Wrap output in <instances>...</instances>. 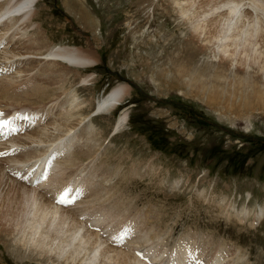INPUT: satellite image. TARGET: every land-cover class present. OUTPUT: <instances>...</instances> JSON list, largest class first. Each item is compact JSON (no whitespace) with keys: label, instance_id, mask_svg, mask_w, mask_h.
<instances>
[{"label":"rangeland","instance_id":"rangeland-1","mask_svg":"<svg viewBox=\"0 0 264 264\" xmlns=\"http://www.w3.org/2000/svg\"><path fill=\"white\" fill-rule=\"evenodd\" d=\"M184 1L38 0L36 15L28 30H21V35L14 33L10 43L0 49V64H4L11 60L8 57L13 54V48L36 42V49L29 50L31 53L17 56L29 60L21 63L20 69H33L27 74L13 70L0 79L22 81L24 85L35 76L32 85L45 89L50 86L45 91H55L43 102L26 104L32 108L54 106L57 110L50 122L39 127L44 136L57 135L67 126L71 127L62 138L39 146L31 142L29 145L33 146L35 155L66 137H74L72 130H76V147L72 151L63 150L66 156L55 165L52 160L50 164L39 163L42 169L51 171L54 179H67L68 182L57 183L58 188L66 183L73 188L70 178L79 181L81 175L88 177L82 184L86 193L89 191L87 197L78 205L61 208L82 224L83 232H98V240L105 249L100 248L101 256L96 264H102L103 251L110 246L141 260L135 251L154 245L159 248L157 252L150 246L144 249L149 257H158L143 261L152 264L182 239H190L189 244H196L203 255L212 252L203 264L205 261L264 264V217L255 223L253 218V214L264 207V40L261 39L264 0H192L196 2L193 6L189 3L191 0ZM226 1L238 2L237 9L242 15L250 13L247 21H241L248 23L243 29L253 34L252 38L256 37L253 41L247 35L251 42L257 43L260 53L259 50L249 51L246 59L239 46L234 55L237 60L246 61L249 67L231 62L227 53L225 56L218 50L215 39L209 42L206 38L209 34L205 33L216 28L215 25L221 28L212 18H217V11L224 14L227 7L215 12L212 8ZM187 2L189 5L185 6ZM256 3L263 4L261 10ZM192 13L206 14V18L203 14L194 17ZM198 21L206 31L202 32L204 35L198 36L200 27L193 29ZM19 23L14 32L18 25L22 26ZM254 28H257L256 33L251 32ZM51 45H71L85 50L94 54L97 63L83 71L63 61L52 62L43 54ZM248 47L251 48L247 42ZM63 69L70 70L66 81L56 74ZM50 79L53 84L49 83ZM118 84L129 88L122 106L107 114L111 111L106 110L108 101L97 109L105 115L90 118L95 101ZM23 87L30 88L27 84ZM114 105L121 103L112 102L111 109ZM11 106L5 108L12 111L19 107ZM122 108L126 109L128 119L115 132ZM89 118L93 122L91 128ZM55 123L59 124V130L53 128ZM18 150L14 151L16 156L24 151ZM35 157L33 159H39ZM33 159L27 163H32ZM7 168L0 171V209L7 202L4 193L9 189L8 184L19 182L7 174ZM51 176L44 185L49 193L55 188L50 184L53 183ZM28 188L34 190L37 197L44 191ZM60 194L71 197L72 190H59L53 198ZM78 206L84 211L78 213ZM245 209L252 215L246 216ZM94 217L101 218V222L94 223ZM114 222L129 225L127 240L110 239L103 232V226ZM1 232L0 264H72L55 252L40 257L34 248L23 246L17 234L12 237ZM188 251L189 248L176 245L171 251L176 252V257L169 252L166 261L170 263H163L171 264L176 260L185 264ZM80 260L77 259L78 264Z\"/></svg>","mask_w":264,"mask_h":264},{"label":"bare ground","instance_id":"bare-ground-1","mask_svg":"<svg viewBox=\"0 0 264 264\" xmlns=\"http://www.w3.org/2000/svg\"><path fill=\"white\" fill-rule=\"evenodd\" d=\"M37 1L38 0H0V39H2L4 36H6L10 31H12V28L16 27L17 26L16 24H18L19 22H21L22 26L20 27L19 26L20 23H19L18 30H17V32H15L16 34L18 33L21 35L22 34L21 30L24 31L25 29H27L29 27L32 19L36 15L35 5H36ZM194 1L191 0V2H189V3L192 4ZM188 2H187V4H185V6L189 5ZM194 3H196V2H194ZM237 3L232 4V2L226 1L222 5L219 4L220 6L219 5L217 6V4L214 5L215 8H212L213 11L215 12V11L219 10L220 8L223 10L224 9L223 7H227L226 8L227 11L225 10L224 14L223 13L220 14V12L217 11V13H218L216 15L217 18L216 17L214 19L212 18V21L218 22V26H221V28H218L217 25H215L216 28H214L211 25L214 29L212 31L210 30V31L206 32V31H204V27L202 28L201 26H199L200 25L199 21H198V23H196L194 25V28L193 27H191V28L196 30L200 27L199 30L200 29L201 30L200 31L198 30L199 34H198V32L195 31L198 34V36L201 35L203 31L206 32L205 33L206 35L209 34V36L206 37L207 39L209 38L208 39L209 42H211V39H215L216 40L215 42L217 43V44L216 43L215 44H216V47L218 48V50L220 52H222L223 55H225V56L227 53L228 56L231 58V59H229L231 62H236L239 65L247 66L246 61L242 62L241 59L237 60L234 57V55L237 52L236 50L238 49V47L241 46V49H243L242 53L244 52L243 54H245L244 55L245 58H246V56H248L250 54L249 51L257 52L259 50L258 53H260L261 49L260 48L258 49L257 43L253 42L254 38H256V37L252 38L253 34L251 35V33H248L251 36V38L253 39V41L251 42V40H249L250 36L246 33V30L243 29L247 23V22L244 23L245 22L244 20L247 21L251 17V16H249L250 13L246 14L245 12H243V15L241 12L239 13V10L237 9L239 7V5H237ZM253 3H255V2L253 1ZM262 5L263 4L257 5V3H256V7L260 8V10L262 8L260 6H262ZM192 6H193V4H192ZM197 6H198V3H197ZM203 7L206 8L208 6L204 5ZM210 7H212V6H210ZM190 8L191 7H189L188 9L190 10ZM243 8H244V6H243ZM246 8H247V6H246ZM189 10H187L186 12H190ZM199 10L201 12V9H199ZM179 11H181V10H179ZM196 11H197V9H196ZM206 11H207V9H206ZM202 12H204V11H202ZM207 12L212 13V10L208 9ZM192 14H194V13H192ZM192 14H191V16H193ZM195 14H194V17L197 16ZM202 14L200 16H197V17L198 18L201 17ZM203 15H205V18H206V14H203ZM191 16H190V18H191ZM194 17H192V18H194ZM241 19L244 22H242ZM251 19L249 21L250 23H252ZM195 20H197V19H195ZM206 21H203L202 23H204ZM187 22H188V20H187ZM200 22H201V20H200ZM239 22L241 23V25H243V27L237 26V24ZM207 23L209 24V21ZM256 23L259 24L258 22H256ZM210 24H211V22H210ZM254 24H255V22H254ZM260 24H261V22H260ZM204 25H202V26H204ZM255 25H252V26H255ZM259 28H261V27H259ZM205 29H206V27H205ZM208 29H209V27H208ZM208 29H206V30H208ZM248 31L250 32V30H248ZM256 31H257V28H254L253 30H251L252 33H256ZM12 33H14V32H11V34ZM191 33H194V32L192 31ZM260 33H261V31H260ZM202 35H204V34H202ZM247 35L249 36V38ZM23 36H24V32H23ZM12 37H15V36L13 35ZM18 37H20V36H18ZM261 37H262V35H261ZM20 39H21V37H20ZM28 39H30V38H28ZM261 39L264 40V35ZM22 41H23V39H22ZM247 42L251 46V48L248 47L250 50L246 48ZM27 43H30L31 45L27 44V45H24L21 47L19 46L18 48L17 47L13 48L12 49L13 54L10 57H8L11 59L8 62H12V63H15L17 65V66H15V68H16L15 73L25 72L27 74L28 72H30L33 69V67L21 68V69H19V67H18L21 63H27L29 60L24 61V60L19 59L17 56H24L28 53H31V51H29V50L31 48L36 49V47H37V46H35L36 42L34 43V45H33V42H27ZM262 43H264V42H262ZM258 46H259V44H258ZM232 47H233V49H231ZM263 52L261 51V53H263ZM43 54L45 55L44 56L45 58L52 60V62H54L53 60L63 61L65 63H67V65H72V66H76L78 68H82V69H84L83 71L91 69L97 63L96 62L97 58H95L93 56L94 54L92 55V53L86 52L85 50H81V49H79L77 47H73L71 45L70 46H68V45H57V46L51 45L48 47V50L45 51ZM242 55H241V57H243ZM254 56H255V53H254ZM259 56H260V54L257 55V57H259ZM258 60H260V59H258ZM253 63L256 64L257 62L254 61V59H253ZM9 65L10 64L4 63L1 67L9 66ZM251 65H253V64H251ZM247 67H249V66H247ZM260 69H263V68H260ZM67 70L68 71L63 69L57 73L54 70V73L58 74V76L61 77V79L65 80L66 74H68L70 71L69 69H67ZM52 72H53V70L50 71V73H52ZM89 75H91V73ZM52 76H54V75H52ZM88 77H90V76H88ZM34 78H36V77L34 76ZM21 82H17V80L14 81L13 79H8V80L0 79V105H2V103H4V107L0 108V109L3 110L6 113V115L11 114L13 111L14 114L13 115L11 114V115L13 117H16V116H18V114H20L22 112L23 109L28 110V109L32 108L26 104H34V103L43 102V100L48 98V96H50V94L55 93V91L53 92V90L45 91L46 89L47 90L49 89L50 86L47 87L48 85L46 86L47 88L45 89L44 86L40 87V86H35L36 84H34V85L30 84V88L25 89L26 87L24 88L21 86V84L23 85V82L22 83ZM27 82L28 81H26V83ZM56 82H57V80H56ZM26 83L24 82V85ZM49 83L53 84L54 82L52 83V80H51V82H49ZM128 93H129V88L127 87V85L118 84V85L112 87L107 92L103 93V95L95 101L92 113L89 115V117L91 118L92 116L105 115L103 112L97 111V109L100 108L103 104H105L108 101H110V102L106 106V110L108 112L110 110L111 111L107 114L114 112L116 109H118L120 106H122V103L125 100V95ZM53 100H54V98H53ZM112 102L117 103V104L121 103V105H119V106L114 105L113 108L111 109ZM12 104H17V105H19V107L14 108L12 111L7 110L8 107H12L11 106ZM5 107H7V108H5ZM78 118H80L79 114H78ZM89 119H88V121H89L88 127L90 126V128H91V125L93 122L91 121V119L90 120ZM127 119H128V116L126 114V109L122 108L121 111L118 113L116 128L114 131L116 132V130L122 126V123L125 124ZM48 122H50V121H48ZM50 124H52V123H50ZM71 124H73V123H71ZM58 127H59V124H56L53 128L59 130ZM70 128L71 127L67 126V128L65 130H62V132H60L57 135L46 134L45 136L43 135L41 128H39V129L33 128V129L29 130L28 132H25L24 134H22L24 136L20 135L19 137L10 140L9 143H5L3 146L4 147L6 146L4 149H5V151H7L6 153H8V154H6V156H4L3 158H0V171L1 170L3 171L4 167L9 166L8 163H11V164L17 166L18 169H20V167L22 168L23 166L28 164L27 167L29 169H27L26 172L30 171L29 179L33 180L34 178L41 177V174L45 169H42L41 164L39 162L43 163L45 161L47 163L49 162V164H50L51 159L47 158L45 155L46 151L42 152L40 148L39 149L41 152L36 156L34 151L31 149L33 146H30L29 144H31V142H34L35 144H37L36 146H39L40 143L50 142V141H52V139L62 138L61 136L63 135V133L69 131ZM55 141L56 140H54V142ZM70 144H71V138L66 137L65 140H60L59 142H56L55 144H53L51 146L62 145L60 150H66V152H68ZM14 146L18 147L20 150L22 149L24 151L18 153L17 156L14 155L15 157L14 156L12 157L10 154L12 152H13L12 154H15L14 150L18 149V148H11ZM1 149H3V147L0 148V150ZM47 151H48V149H47ZM34 157L39 158V159H33ZM30 159H33L34 163L33 162L31 163V161L29 163H27V161H29ZM31 164L33 167L31 166ZM31 167H32V169H31ZM7 174L9 176H11L10 173L7 172ZM51 174L52 173L47 174V180L50 178ZM51 178H53V179H51L53 181V183L50 182V184L55 185L56 189H58L57 183H62V182L66 181V180L63 181V178H61V177H56V179H54V177L51 176ZM7 179H8V177H7ZM14 179H16V178H14ZM70 180H71L72 187L74 188L77 185V183H76L77 180L75 181V179H71V178H70ZM11 181H12V179H11ZM9 182H10V180H9ZM8 185H9V187H8L9 189L8 190L6 189L7 192L4 193V196H5L4 198L6 199L7 202L5 204H3V205H5V207H2L0 209V230L3 231V232H1L2 234H4L5 236L10 235L12 237H16L18 235L19 242H21L23 246L29 245L30 247L34 248V250L39 253L40 257L41 256L46 257V255L50 256L52 253L55 252V253L59 254L61 257L63 256L66 261L69 260L72 264H74L75 262L77 263L78 258L81 259L80 264H96V261L101 256V255L99 256V252H101L100 248L105 249V247H104L105 245L102 246V242L98 240V238H100V237H98V234H97L98 232L97 233H94L91 231L83 232L82 231L83 230L82 224H80L78 221H76V219H74L73 216H71V215L69 216L67 214V212H68L67 210H66V213H65V211L63 212V210H62L63 208H61L60 205H57L54 203L53 199L49 196V192H46L45 190L41 191L40 193H38V195L40 194V197L39 196L37 197L35 195V191L28 188V186L21 181H19L17 184H14V183L10 184L9 183ZM55 188L53 187L51 189H55ZM58 191L59 190H57L56 192H58ZM79 203L80 202H78L77 205ZM86 207H88V206H86ZM77 208H76L77 209L76 211L78 213L80 210L84 211V208L81 209V208H79V206ZM70 214H72V213H70ZM244 214L246 216H249L250 214L252 215L251 211L248 209L244 210ZM95 216H98V215H95ZM263 217H264V207L263 208L261 207V208H259L258 212H255L253 214V218L255 220L254 223L256 221L262 219ZM88 219H90V217ZM93 220H94L93 221L94 223L101 222L100 221L101 218L99 219V217H96V218L94 217ZM114 248H116V247L110 246V247H107L106 250H104V251L102 250L104 253L102 255L104 257V259L101 260L102 262L100 261V263L110 264V262L112 261L113 264H144L143 263L144 260H142L143 258H140L142 260L141 261L139 259H136V256L131 255L130 253H126L124 250H122L123 252L120 249L118 251H116V249H114ZM175 255H176V252H173L172 253L173 258L176 257ZM150 258L152 260L158 259V257L156 255H153ZM61 259L63 260V258H61ZM178 259L179 258H177V260ZM112 262H111V264H112ZM164 262H167V261H164ZM167 263H170V262H167ZM204 263L205 264H223L221 262L210 263L208 261H205ZM152 264H155V263H152ZM171 264H181V263L179 261L175 260L174 262H171Z\"/></svg>","mask_w":264,"mask_h":264},{"label":"snow or ice","instance_id":"snow-or-ice-1","mask_svg":"<svg viewBox=\"0 0 264 264\" xmlns=\"http://www.w3.org/2000/svg\"><path fill=\"white\" fill-rule=\"evenodd\" d=\"M6 123V122H5Z\"/></svg>","mask_w":264,"mask_h":264}]
</instances>
